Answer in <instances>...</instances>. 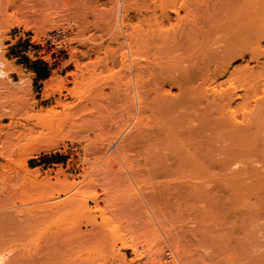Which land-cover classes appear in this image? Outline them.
Listing matches in <instances>:
<instances>
[{
  "label": "rangeland",
  "instance_id": "1",
  "mask_svg": "<svg viewBox=\"0 0 264 264\" xmlns=\"http://www.w3.org/2000/svg\"><path fill=\"white\" fill-rule=\"evenodd\" d=\"M115 14L117 0H0L2 243L39 264H264V189L146 162L124 143L135 79L117 62ZM51 142L59 151L27 158Z\"/></svg>",
  "mask_w": 264,
  "mask_h": 264
},
{
  "label": "bare ground",
  "instance_id": "2",
  "mask_svg": "<svg viewBox=\"0 0 264 264\" xmlns=\"http://www.w3.org/2000/svg\"><path fill=\"white\" fill-rule=\"evenodd\" d=\"M115 19L117 62L135 79L124 143L137 140L146 162L195 165L199 174L263 190L264 0H117ZM177 45L188 66L171 55ZM126 47L139 56L131 64ZM157 53L164 55L155 63ZM53 151L59 145L47 143L27 158ZM126 152V144L117 146V156ZM28 179L36 184L38 176ZM4 180L0 169V185ZM8 234L0 229V264L40 263L34 255L15 259L17 250L2 243Z\"/></svg>",
  "mask_w": 264,
  "mask_h": 264
},
{
  "label": "crops",
  "instance_id": "3",
  "mask_svg": "<svg viewBox=\"0 0 264 264\" xmlns=\"http://www.w3.org/2000/svg\"><path fill=\"white\" fill-rule=\"evenodd\" d=\"M30 71L33 73V75L35 76V79H37L38 81L42 82L45 81L49 78V76L46 73V70L43 69V66L40 65H33L30 68Z\"/></svg>",
  "mask_w": 264,
  "mask_h": 264
}]
</instances>
